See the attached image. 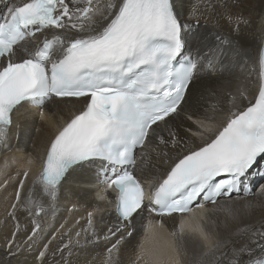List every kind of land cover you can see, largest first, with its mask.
Instances as JSON below:
<instances>
[{"label": "snow or ice", "instance_id": "snow-or-ice-1", "mask_svg": "<svg viewBox=\"0 0 264 264\" xmlns=\"http://www.w3.org/2000/svg\"><path fill=\"white\" fill-rule=\"evenodd\" d=\"M241 3L222 0L234 27L201 37L187 56L186 35L199 26L201 13L193 6L184 17L179 0H16L0 15V146H8L19 117L35 110L47 119L44 108L54 98L84 101L69 110L43 154L27 161L39 162L33 184L42 199L34 198V189L23 193L29 167L10 204L16 221L7 240L10 256L35 246V260L45 264L51 241L37 246L43 229L36 219L26 243H17L19 209L38 217L54 208L70 177L98 169L104 188L97 198L117 214L103 236L114 242L102 264H122V245L146 208L162 218V231L146 230L133 264H264V214L258 227L245 219L257 208L264 213V200L218 203L264 158V17L253 55L239 39L241 25L251 23ZM201 75L210 78L203 87L216 103L187 114L184 105ZM138 147L144 149L139 158ZM153 157L167 170L145 181L156 166ZM7 186V180L0 185ZM206 202L214 207L205 208ZM103 211H89L86 226L69 229L67 242L62 237L52 254L71 264L65 251L71 256L74 247L100 241ZM175 214L178 227L164 230L163 218L175 220ZM214 214L223 219H211Z\"/></svg>", "mask_w": 264, "mask_h": 264}, {"label": "bare ground", "instance_id": "bare-ground-1", "mask_svg": "<svg viewBox=\"0 0 264 264\" xmlns=\"http://www.w3.org/2000/svg\"><path fill=\"white\" fill-rule=\"evenodd\" d=\"M15 2L16 0L10 2L8 7H11ZM231 2L232 0H229V3ZM209 3L215 6L214 9L207 7ZM221 3L222 0H179L180 10L184 17L188 16L193 6H198L201 13L199 26L194 27L186 35V48L191 53L197 46V40L201 37L208 36L211 39V36L217 31L228 34L234 27L228 23L224 15L225 9L220 7ZM239 10L243 12L245 18H250L251 20L249 25H241L239 39L241 44L249 48L254 55L260 44L264 0H242ZM206 51L207 49H205ZM209 80L210 78L207 75H201L195 82L191 89L194 96L190 98L188 104L184 105L187 114H191L193 111L207 110L209 105L216 103L214 98L207 95L203 87ZM83 103V100L63 102L59 101L58 98H54L44 108L47 119H42L38 111L35 110L19 117L17 123L10 130L8 146L6 148L0 146V185L5 180L8 181L6 190L0 187V264H38L35 260L38 255L37 247L35 246L31 249L24 247L14 257L8 254L7 240L10 238V233L14 230V225L16 224V221L9 216V213L12 212L10 204L13 202L15 191L18 188V181L23 179L22 173L28 170L29 167L31 168L30 175L29 179L25 181L23 193L27 194L30 189H34V198L37 200L42 199L39 186L33 184V178L39 169V162L29 166L27 161L31 157L43 154L49 138L56 128L68 118L69 110L73 108V105L75 109H78ZM180 120H182V117L178 118V121ZM187 126V124H184V127ZM193 131H196V129L193 128ZM163 134L166 136L167 132L165 131ZM152 143L154 144L155 142L153 141ZM142 151H144L142 148L136 150L135 155L137 158L140 157ZM153 163L156 166L147 170L143 177L145 181L161 177L167 170V165L161 160H156L155 157H153ZM97 170L81 172L70 177L63 185L54 208L45 207V211L38 217L29 216L23 208H20L17 213L20 224L17 243L22 245L26 243V234H30L31 228L34 226L31 221L36 219L43 229L35 238L37 246L42 249L44 243L51 241L45 264H63L60 252H55V255L52 254L61 246V238L63 237V242L66 243L69 229L78 231L80 228L85 227L87 213L95 208H103L104 211L97 216L98 232L101 236L100 241L90 243L84 247H74L71 256L68 255L67 251L63 253V256L71 264H102L107 255V248L110 247V243L114 242V240L110 242L104 241V233H106L108 227H113L117 220L114 213V205H108L97 198L104 188V185L97 179ZM262 188H264V179L254 186L252 193L248 195L221 196L218 198V203L224 204L232 201L240 203L248 200L262 201L264 200V195L261 192ZM109 198L112 199L113 197L110 196ZM43 202L47 204V199L44 198ZM213 207L210 202L207 203V209H212ZM262 214L264 213H262L261 209L257 208L251 218L245 219L258 227ZM175 215V220L169 217L163 218L164 230L170 232L175 227H178L180 217L178 214ZM101 217L103 218L102 223L100 221ZM161 219L155 214L150 215L146 208L144 213L133 222L129 229L133 235L126 237V241L122 245V253L120 255L122 264H133L136 255L135 250L138 249L139 242L144 238L146 230L151 228L157 233L162 231L159 228ZM211 219L219 222L223 217L220 214H214ZM221 231H223L222 227ZM84 238L82 233V241ZM88 239L91 238L88 237ZM13 251H16V249H13Z\"/></svg>", "mask_w": 264, "mask_h": 264}]
</instances>
